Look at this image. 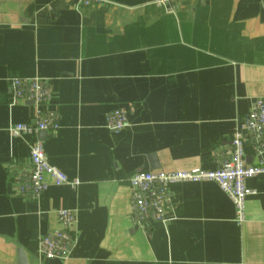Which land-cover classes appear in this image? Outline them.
Instances as JSON below:
<instances>
[{"label":"crops","instance_id":"0c3cea01","mask_svg":"<svg viewBox=\"0 0 264 264\" xmlns=\"http://www.w3.org/2000/svg\"><path fill=\"white\" fill-rule=\"evenodd\" d=\"M12 78L49 81L59 130L11 134L47 108L12 104ZM259 98L264 0H0V264H21V250L28 264H264V178L246 181L256 193L242 223L212 181L173 182L166 223L135 225L130 203L136 173L212 169ZM117 109L128 126L113 132ZM37 139L77 187L47 176L39 199L18 193ZM244 151L264 163L249 138ZM65 209L76 216L69 257L39 256Z\"/></svg>","mask_w":264,"mask_h":264},{"label":"built area","instance_id":"2783aa9c","mask_svg":"<svg viewBox=\"0 0 264 264\" xmlns=\"http://www.w3.org/2000/svg\"><path fill=\"white\" fill-rule=\"evenodd\" d=\"M104 0H80V5L89 7L102 4ZM162 1H160L161 3ZM11 103L31 102L36 106L46 105L45 110H38L33 124H14L10 127L13 136L40 131L55 132L60 128V114L49 105L54 99V92L49 81L41 78H12L9 81ZM105 126L113 132L122 131L128 126L127 115L123 110L111 111L106 116ZM252 142L254 151L261 155L264 151V98L257 99L251 110L245 114L231 142L230 148L219 154L212 169L195 168L191 171L174 173L140 172L131 179L132 221L137 226H144L152 220L168 222L173 219V196L170 185L176 181H212L232 200L236 209V221L242 223L246 216V201L256 191L246 185L249 178H264V163L250 165L246 162L244 151L245 139ZM49 176L56 186L77 187L81 181L70 179L66 173L53 166L45 153L43 140L37 139L30 150L28 166L17 181L18 193L26 198L39 199L47 190ZM64 228L42 235L37 242V252L41 257L67 259L75 245L73 226L76 220L71 210L58 213Z\"/></svg>","mask_w":264,"mask_h":264},{"label":"water","instance_id":"95a60500","mask_svg":"<svg viewBox=\"0 0 264 264\" xmlns=\"http://www.w3.org/2000/svg\"><path fill=\"white\" fill-rule=\"evenodd\" d=\"M151 159H152V162H153L152 167L153 168H158V164L156 163V157L155 156H152ZM19 255H20V262H21V264H28L26 255H25V253H24L23 250H21L19 252Z\"/></svg>","mask_w":264,"mask_h":264}]
</instances>
